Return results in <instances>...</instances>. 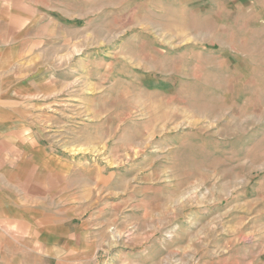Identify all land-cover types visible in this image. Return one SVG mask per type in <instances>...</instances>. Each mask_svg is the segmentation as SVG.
<instances>
[{
  "label": "rangeland",
  "instance_id": "374dc122",
  "mask_svg": "<svg viewBox=\"0 0 264 264\" xmlns=\"http://www.w3.org/2000/svg\"><path fill=\"white\" fill-rule=\"evenodd\" d=\"M30 1L0 93L46 227L9 264H264V0Z\"/></svg>",
  "mask_w": 264,
  "mask_h": 264
},
{
  "label": "crops",
  "instance_id": "0c3cea01",
  "mask_svg": "<svg viewBox=\"0 0 264 264\" xmlns=\"http://www.w3.org/2000/svg\"><path fill=\"white\" fill-rule=\"evenodd\" d=\"M33 6L34 3L30 0H0V71L9 72V67L6 65L8 61L14 63L17 59L24 60L26 54H31V50L26 51L23 48L26 38L25 27L29 24V20L20 17L18 12L32 16ZM32 43L29 42V45ZM10 55L12 57L8 59ZM15 77L13 74L11 80L13 85H24L22 84L24 79H20L21 82L18 84V81H14ZM8 78L6 77L5 86L10 85ZM3 83L0 80V85H4ZM25 84L28 85V83ZM10 103L17 102H10L8 91L0 93V264L25 262L26 260L39 261L42 249V228L46 227L41 226L44 225L38 200L41 186L36 180L33 186L26 185L29 181L24 180L25 172H30L28 175L33 174L34 167L29 169L30 162L33 163L35 158L40 156L39 146L34 140H30L27 145L32 148L33 152L28 156L18 149L15 139L19 133L22 135L25 133L23 120L26 113L24 110H10L8 107ZM18 151H20L19 154ZM27 157L31 158V161H28ZM18 162L22 164L21 168L16 170ZM26 166L28 169L25 170ZM14 171L21 175L14 173L11 178L9 172ZM10 180L13 183H9ZM30 192H32L31 199L37 198L36 203L30 204L26 201L29 197L26 193ZM48 230L50 227L46 229Z\"/></svg>",
  "mask_w": 264,
  "mask_h": 264
}]
</instances>
